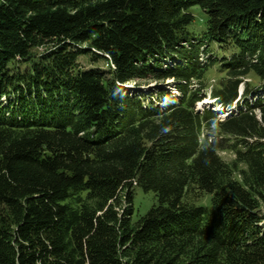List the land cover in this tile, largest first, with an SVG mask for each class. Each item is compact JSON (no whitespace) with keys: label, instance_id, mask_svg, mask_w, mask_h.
Wrapping results in <instances>:
<instances>
[{"label":"trees","instance_id":"16d2710c","mask_svg":"<svg viewBox=\"0 0 264 264\" xmlns=\"http://www.w3.org/2000/svg\"><path fill=\"white\" fill-rule=\"evenodd\" d=\"M259 89L264 0H0V264H264Z\"/></svg>","mask_w":264,"mask_h":264},{"label":"rangeland","instance_id":"374dc122","mask_svg":"<svg viewBox=\"0 0 264 264\" xmlns=\"http://www.w3.org/2000/svg\"><path fill=\"white\" fill-rule=\"evenodd\" d=\"M190 12L195 17V19H194V25L191 28H189V31L194 32V33H201V31L203 30V26H204V22H203V20L205 19L204 13L198 7L192 8ZM45 50H46L45 48H39V49H36L33 54L35 57H38L40 55H43ZM79 63H80L81 68H83L85 70L92 69V68H100L104 71L106 70L103 67L104 66L103 62L100 61L97 64H91L89 62V60L87 59V57L86 58L81 57L79 59ZM20 69H22V71H23V69H25V66L21 65ZM210 75L211 74H209L208 80L206 82V84L208 86H207V90L205 92V95H206L204 98L205 102L201 105L202 109H200V106H199L198 110H199V112H200V110H204V109L213 110V111L215 110L216 114H217V119L223 120L227 115H229L231 113V110L230 111L227 110V112H226V110L218 108L217 103L214 104L212 101H210V99H208L209 89L217 83L216 80H212L213 76L211 77ZM172 83H173L172 80L165 81L162 84L156 83L153 81L147 82V83H140L141 84L140 89H141V92L145 91V92L155 93L156 90L161 88V89H164V90L170 92L172 90V88L170 87V85H172ZM134 86H136V85H134L133 83H130V84L124 86V88L127 91V89L131 90V87H134ZM240 89H242V87H239V90ZM171 92L174 94L175 98L178 97V94L176 93V91H171ZM257 92H258L257 93L258 95H264V89H259V90H257ZM238 96H239V92H238ZM204 100H202V101H204ZM237 100H239V99H237ZM202 101H200V102H202ZM253 101H254L253 99L248 98L249 103H253ZM241 102H242V99H240L237 102L238 103L237 106L233 107L232 112L236 111L238 108L241 107L239 105ZM234 105H235V103L233 104V106ZM194 108H195V111L197 112L196 106ZM222 137H223L222 134L214 126H211L208 128L205 127L203 129L202 134H201L202 141H204V142L206 141L208 143L210 141L213 142V141L220 140ZM226 139H227V142L223 143L224 147H226V148L222 149V150H218L217 155L221 161H223L226 165H228L232 169V177L234 178V180L240 182L241 177L239 174L241 171H246L247 166L244 163L237 161V156L235 153L236 149H234L232 147V145L235 143L236 140H234L233 137H227ZM260 142L264 143V140L261 139ZM238 149H241V148L238 147ZM134 192L135 193H134L133 207H134L138 216H144L152 206L156 205V199L152 193L144 194L142 191L137 190V189Z\"/></svg>","mask_w":264,"mask_h":264},{"label":"bare ground","instance_id":"6f19581e","mask_svg":"<svg viewBox=\"0 0 264 264\" xmlns=\"http://www.w3.org/2000/svg\"><path fill=\"white\" fill-rule=\"evenodd\" d=\"M238 92H239V96L238 97H240V95L242 93V89H240ZM208 99H210V101H212L213 103H215V100L211 99L210 97H208Z\"/></svg>","mask_w":264,"mask_h":264}]
</instances>
